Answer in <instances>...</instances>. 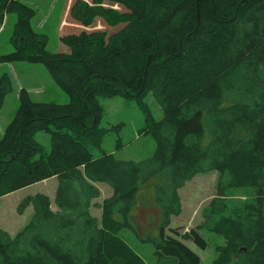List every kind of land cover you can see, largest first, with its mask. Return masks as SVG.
Returning <instances> with one entry per match:
<instances>
[{
	"label": "trees",
	"instance_id": "trees-1",
	"mask_svg": "<svg viewBox=\"0 0 264 264\" xmlns=\"http://www.w3.org/2000/svg\"><path fill=\"white\" fill-rule=\"evenodd\" d=\"M91 1L88 10L110 28L73 38L67 54L46 50L31 27L33 9L0 0V26L15 16L13 51L0 64L41 65L68 98L35 102L25 88L18 93L0 137V197L55 177L56 210L44 194L25 197L16 212L31 207L32 215L14 236L0 230V264H143L118 233H136V195L153 178H161L158 234L142 241L154 264H205L188 245L205 250L203 233L222 239L209 264H264V0ZM11 92L3 73L0 110ZM113 97L144 114L151 157L117 160L101 149L109 130L100 127L99 99ZM38 134L49 136L48 152ZM210 172L218 175L215 196L201 223L171 228L182 211L179 190ZM97 183L112 192L99 205Z\"/></svg>",
	"mask_w": 264,
	"mask_h": 264
},
{
	"label": "rangeland",
	"instance_id": "rangeland-1",
	"mask_svg": "<svg viewBox=\"0 0 264 264\" xmlns=\"http://www.w3.org/2000/svg\"><path fill=\"white\" fill-rule=\"evenodd\" d=\"M34 10L31 20L32 30L46 37V50L50 53L64 52L71 54L73 38L92 36L98 32H107L110 26L100 15H95L91 0H17ZM72 12L70 13V9ZM80 20V22H79ZM15 23V16L8 15L0 26V55L13 51L10 42ZM8 73L12 80V92L4 100L0 110V137L2 130L14 115L18 107V93L25 88L35 102H53L66 104L68 98L52 81L45 68L41 65L27 63L0 64V76ZM103 111L100 127L108 129L109 133L101 143L105 153L114 155L117 160L139 162L152 156L155 142L148 133L149 124L145 122L144 114L134 102H126L119 97L99 99ZM154 120L162 116L159 106L149 96L145 99ZM45 152L49 151V136L38 134L36 136ZM94 156L100 154L90 148ZM218 175L216 172L200 174L187 182L180 190L181 214L174 218L171 228H178L180 233L195 228L201 223V212L215 196ZM161 182V178H153L140 185L136 195L131 220L136 224V233L123 230L118 233L123 241L132 249L143 264H154L153 250L150 244L142 239L158 234L160 219L159 207L154 200V187ZM57 185L55 177L20 189L11 194L0 197V230L14 236L28 222L32 215V208L28 207L24 213L18 215L16 208L27 196L44 194L51 201V207L56 210L54 195ZM100 195L93 203L101 204L112 194L111 189L101 183L96 184ZM232 196H241L242 192L233 191ZM91 215L100 218V209L92 207ZM208 241V247L200 250L188 243L189 247L198 254L202 263L209 264L216 257L218 246L222 239L210 233H203Z\"/></svg>",
	"mask_w": 264,
	"mask_h": 264
},
{
	"label": "crops",
	"instance_id": "crops-1",
	"mask_svg": "<svg viewBox=\"0 0 264 264\" xmlns=\"http://www.w3.org/2000/svg\"><path fill=\"white\" fill-rule=\"evenodd\" d=\"M15 109H17V108H15ZM14 111H15V110H14ZM3 130H4V129H3ZM3 130H2V133H3ZM2 133H1V134H2Z\"/></svg>",
	"mask_w": 264,
	"mask_h": 264
}]
</instances>
